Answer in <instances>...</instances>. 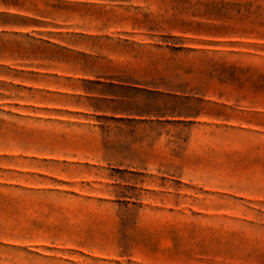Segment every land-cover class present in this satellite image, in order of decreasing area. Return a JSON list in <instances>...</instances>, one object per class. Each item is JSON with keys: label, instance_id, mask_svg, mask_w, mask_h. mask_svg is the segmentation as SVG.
Returning <instances> with one entry per match:
<instances>
[{"label": "rangeland", "instance_id": "obj_1", "mask_svg": "<svg viewBox=\"0 0 264 264\" xmlns=\"http://www.w3.org/2000/svg\"><path fill=\"white\" fill-rule=\"evenodd\" d=\"M0 264H264V0H0Z\"/></svg>", "mask_w": 264, "mask_h": 264}]
</instances>
